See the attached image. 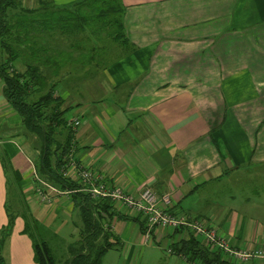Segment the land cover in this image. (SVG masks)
<instances>
[{"label":"crops","instance_id":"0c3cea01","mask_svg":"<svg viewBox=\"0 0 264 264\" xmlns=\"http://www.w3.org/2000/svg\"><path fill=\"white\" fill-rule=\"evenodd\" d=\"M75 1L52 0L57 7ZM120 2L133 51L97 75L62 77L56 90L71 107L68 119H79L76 162L127 194L145 187L168 194L173 213L206 221L231 247L264 251V221L250 214L264 211V0ZM1 89L0 82V264H40L24 217L43 226L75 211L66 196L50 205L36 197L39 151L20 134ZM241 179L253 191L241 197L247 215L235 197H223L226 183ZM114 208L112 231L125 264H137L142 246L164 247V264H192L168 253L181 234L157 231L153 244H144L145 224L120 203Z\"/></svg>","mask_w":264,"mask_h":264},{"label":"trees","instance_id":"16d2710c","mask_svg":"<svg viewBox=\"0 0 264 264\" xmlns=\"http://www.w3.org/2000/svg\"><path fill=\"white\" fill-rule=\"evenodd\" d=\"M31 2L0 0L1 93L20 118V134L32 138L39 151L33 165L37 176L59 191L69 192L66 197L79 217L78 239L68 246L64 264H100L108 250L120 245L112 231L117 214L113 202L92 199L81 190L79 180L62 175L65 157L74 148V129L68 126L71 107L64 105L65 100L56 90L62 77L78 80L97 75L106 64L133 51L123 31L124 8L120 0H76L67 7H57L52 0H34V5ZM1 163L17 178L7 160ZM9 216L6 232L12 224L13 216ZM137 216L145 224L142 216ZM24 220L35 260L56 264L46 244L35 237L38 223L28 217ZM170 230L172 235H182L171 244L170 252L186 261L234 264L185 226Z\"/></svg>","mask_w":264,"mask_h":264},{"label":"built area","instance_id":"2783aa9c","mask_svg":"<svg viewBox=\"0 0 264 264\" xmlns=\"http://www.w3.org/2000/svg\"><path fill=\"white\" fill-rule=\"evenodd\" d=\"M79 119L73 118L68 121V126L76 130L79 127ZM74 148L66 155V164L62 170L63 177L70 180H79L81 190L87 192L92 199H108L142 216L145 221V229L142 234L143 243L149 245L153 242V236L163 229L185 226L189 231L201 237L208 246L218 248L234 264H247L251 261L264 260V251L260 249H238L228 245L211 224L188 217H177L171 209V200L168 194L158 195L150 188H143L138 194L125 193L120 187L109 186L90 168L81 167L74 158ZM32 177L36 186L34 192L38 200L50 205L54 197H64L69 192H62L41 180L35 169L32 168ZM170 250H168V253Z\"/></svg>","mask_w":264,"mask_h":264},{"label":"rangeland","instance_id":"374dc122","mask_svg":"<svg viewBox=\"0 0 264 264\" xmlns=\"http://www.w3.org/2000/svg\"><path fill=\"white\" fill-rule=\"evenodd\" d=\"M69 117H71L70 114L67 115V118ZM239 175L245 177V175L241 173ZM229 182L230 181H228L226 186L223 188V197H235L239 203H242L239 206L242 210V214L247 215L246 205L244 201H242L241 197L246 194H252L253 191L251 190L249 184L247 185V181L245 179L242 182L239 180L234 181L235 183L229 184ZM256 182L262 184L261 179H256ZM210 188L214 190L215 186H210ZM259 198H264V195H260ZM250 214H253L256 220L264 221V211L258 212L253 210ZM80 225L79 217L75 212H73V214L70 213L68 216L59 217L58 219L49 218L47 223L43 222V226H40L39 224L36 225L35 237L38 241L44 240L47 242L46 246L54 260H61L66 256L68 245L78 239V230ZM162 232H166V230ZM151 243L153 244V242ZM141 248L146 251L139 256L137 264H164L163 260L166 259L167 254L164 247L157 248L155 246L149 250L143 246ZM150 250L153 254H155L153 255L154 257L149 255L148 251ZM100 264H125L122 250L118 248L108 250L103 256Z\"/></svg>","mask_w":264,"mask_h":264}]
</instances>
